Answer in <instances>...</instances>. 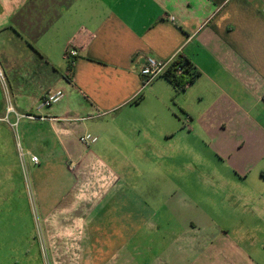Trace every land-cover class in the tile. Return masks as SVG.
I'll return each instance as SVG.
<instances>
[{"label": "crops", "instance_id": "obj_1", "mask_svg": "<svg viewBox=\"0 0 264 264\" xmlns=\"http://www.w3.org/2000/svg\"><path fill=\"white\" fill-rule=\"evenodd\" d=\"M70 46L79 51L71 70L64 58ZM148 57H181L199 72L180 90L186 134L207 145L218 163L213 175L233 193L232 207L244 211L226 233L217 232L215 247L205 245L208 236L189 237L191 249L175 255L181 264H260L254 249L264 252V0H0V123L12 142L24 141L36 173L64 177L44 196L57 210L47 225L53 234L54 214L117 190L110 159L117 137H128L120 128L140 126L137 117L155 93L166 102L160 87L146 92L148 86H173L164 77L144 85ZM59 90L61 102L40 108ZM91 121L100 138L91 133L98 141L86 147L79 138Z\"/></svg>", "mask_w": 264, "mask_h": 264}, {"label": "rangeland", "instance_id": "obj_2", "mask_svg": "<svg viewBox=\"0 0 264 264\" xmlns=\"http://www.w3.org/2000/svg\"><path fill=\"white\" fill-rule=\"evenodd\" d=\"M151 87H160L166 102L155 93L137 117L140 126L120 128L129 138L117 137L118 152L110 159L119 178L112 199L54 214L59 229L54 226L53 234L45 218L56 201L44 196L64 177L50 169L36 173L27 158L24 167V141L16 136L18 144L12 142L0 123V264H181L175 254L191 249L187 238L208 236L205 245L215 247L217 232L242 219L244 211L232 207L233 193L213 175L218 163L207 145L186 134L180 90L163 80L146 92ZM91 123L88 132L99 136V124ZM256 249V262L264 264L263 249Z\"/></svg>", "mask_w": 264, "mask_h": 264}, {"label": "built area", "instance_id": "obj_3", "mask_svg": "<svg viewBox=\"0 0 264 264\" xmlns=\"http://www.w3.org/2000/svg\"><path fill=\"white\" fill-rule=\"evenodd\" d=\"M79 57V51L78 49L74 47H67L64 51V58L68 62L70 67H73L76 64L77 58ZM176 60V59H175ZM170 61V62H163L159 61L153 57H148L146 60V63L143 65L141 69V75L146 79L144 82V85L149 84L152 82L154 79L161 77L165 74L166 70L168 67L175 61ZM179 73L183 72L182 68H179L178 70ZM0 77L2 78L3 75L0 71ZM64 98V92L62 90L47 94L46 96L43 97L40 103V108H47L51 107L53 105L58 104L61 102V100ZM30 119H35L36 117L33 115H28ZM16 125V124H15ZM80 142L84 144L86 147H90L91 145L97 143L98 137L91 134V133H85L80 136L79 138ZM21 158H22V163L23 166L25 167L26 164L25 162V154L21 152ZM31 161L34 163L39 162V157L36 155L31 156Z\"/></svg>", "mask_w": 264, "mask_h": 264}, {"label": "trees", "instance_id": "obj_4", "mask_svg": "<svg viewBox=\"0 0 264 264\" xmlns=\"http://www.w3.org/2000/svg\"><path fill=\"white\" fill-rule=\"evenodd\" d=\"M179 68L183 69L182 73L178 72ZM198 76L199 72L193 68L191 62L179 57L168 67L165 74L161 77L167 79L177 90H184L192 84Z\"/></svg>", "mask_w": 264, "mask_h": 264}]
</instances>
